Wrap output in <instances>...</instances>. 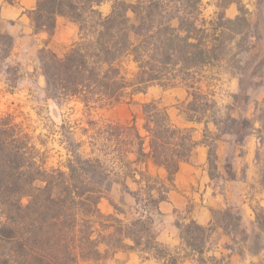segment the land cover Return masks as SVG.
I'll list each match as a JSON object with an SVG mask.
<instances>
[{
	"label": "trees",
	"instance_id": "trees-1",
	"mask_svg": "<svg viewBox=\"0 0 264 264\" xmlns=\"http://www.w3.org/2000/svg\"><path fill=\"white\" fill-rule=\"evenodd\" d=\"M105 1L37 0L31 12L36 32L54 35L57 17L79 26L78 40L63 56L41 50L47 98L57 106L75 99L92 112L132 101L154 86L182 84L191 98L189 120L205 121L197 103L203 100L202 79L214 74H204L248 52L255 37L244 0H218L219 12L210 20L203 0H114L106 15L99 9ZM233 4L239 13L231 19L226 10ZM13 47V37L0 32V59H9ZM130 63L133 72L127 68ZM142 113L145 136L136 116L126 125L92 120L91 155L72 152L63 168H47L34 137L12 116H0V264H79L133 251L163 264H181L190 257L197 264H228L226 256L216 257L210 247L217 228L229 235L234 233L230 228H241V216L230 207L214 212L208 227L178 222L183 241L178 249L158 242L153 215L168 189L133 166L150 160L166 168L172 180L197 143L190 129L172 124L160 101L144 103ZM256 131L263 147L264 125ZM208 146L212 166L215 146ZM134 172L140 173L142 184L133 192L134 212L113 204L115 213L104 214L101 200L117 178Z\"/></svg>",
	"mask_w": 264,
	"mask_h": 264
},
{
	"label": "crops",
	"instance_id": "crops-1",
	"mask_svg": "<svg viewBox=\"0 0 264 264\" xmlns=\"http://www.w3.org/2000/svg\"><path fill=\"white\" fill-rule=\"evenodd\" d=\"M36 4L37 0H0V30L14 39L9 59L13 57L23 60L38 56L42 49L52 50L57 55L60 52L66 53L69 46L78 40L77 24L66 17H57L54 35L50 36L44 31L36 32L31 18ZM103 4L99 8L100 11L104 7ZM108 13L110 11L106 14ZM235 85L233 79L227 88L234 92ZM4 87L0 75V100L13 99L16 94L3 89ZM152 91L158 93L159 101L167 109L172 124L180 129H190L192 139L197 143L190 157L179 163L178 171L172 180H169L166 168L157 166L150 160L133 166L157 179L159 185L164 184L168 189L166 199L159 204L158 211L153 215L158 242L170 249H178L183 245L178 222L186 224L194 221L200 226L208 227L213 224L214 212L224 211L229 207L241 216V229L247 235L257 230V213L264 210V187L260 184L257 172L259 164L256 155L261 146L257 135L249 134L245 141L238 143L236 135L221 133L220 125L215 124L213 120H189L188 110L181 105L189 102L190 97L187 88L182 84L168 89L154 86L147 94L137 95L134 99L148 96ZM216 96L215 99L225 102ZM135 116L140 133L145 136L147 133L143 128L142 110ZM209 143L215 146L212 166L209 161ZM145 146L148 152V139ZM227 168L232 170L231 177L225 172ZM124 172L125 170L121 171L122 176ZM211 172L217 173L219 177L211 176ZM134 173L126 178L120 177L122 180L119 182L122 183H115L111 189L114 202L119 200L120 206L130 212H134L136 206L133 192L142 185L139 183L140 173ZM99 207L106 215L116 211L113 203L105 197ZM211 240L213 242L210 253L219 258L226 256L228 264H264V247L259 253L252 254L247 251L246 242L239 241L234 234L224 233L221 228L216 229ZM114 257L117 260L109 264H163L161 260L153 257L147 259L135 251L118 252ZM181 264H197V261L190 257L183 259Z\"/></svg>",
	"mask_w": 264,
	"mask_h": 264
},
{
	"label": "rangeland",
	"instance_id": "rangeland-1",
	"mask_svg": "<svg viewBox=\"0 0 264 264\" xmlns=\"http://www.w3.org/2000/svg\"><path fill=\"white\" fill-rule=\"evenodd\" d=\"M129 1L134 2L135 0ZM217 1L203 0L204 16L209 20L219 12L216 6ZM260 1H243L249 11L255 36L249 40L250 50L240 53L232 63H222L213 71L215 73L206 72L204 76L212 74L214 76L211 79L205 77L202 79L203 100L197 103L202 109L200 115H204L206 120L220 122L221 133L228 132L236 135L238 143H242L247 135L253 133L259 139L256 129L264 125V2ZM113 2L114 0H106L101 12L106 14L111 11ZM238 13L237 4L231 5L226 10V16L231 19H234ZM0 32L2 31L0 30ZM77 38H79V34ZM64 54L60 52L58 56ZM40 56L41 51L38 56L27 57L23 60L13 57L7 60L0 59V75L5 84L3 89L9 91L13 87V93L16 94L13 99L0 100V116H12L15 123L22 125L25 133L34 137L40 156L42 154L43 158L47 160V168H63L72 152H77L84 157L91 155L92 120L112 121L126 125L132 121L136 114H139L144 103L150 102L152 99L160 100L158 93L152 91L148 96H140L132 101L127 98L114 107L92 112L75 99L57 106L46 96V83ZM27 68L33 71H28ZM127 68L133 72L135 65L127 64ZM233 79L236 83L234 92L227 88ZM216 95L225 102L215 99ZM189 102H191V98ZM189 102H185L181 106L188 110ZM41 142H45L46 145H42ZM262 142L263 147H259L260 155L257 154L256 158L259 164L257 172L260 184L264 187V134ZM225 172L228 177H231V169L227 168ZM213 173L215 177H219L217 173ZM119 178L117 180L121 181L122 179ZM105 198L114 205L120 206L119 200L115 203L112 199L111 190ZM123 209L125 210V208ZM258 214L261 224H263L264 210H259ZM261 224H258V229L252 231L250 235H247L241 228H230V230L234 231L233 234L238 237L239 241L246 242L248 252L257 254L264 247V231ZM113 260L117 259L114 257L99 262L87 260L81 261L79 264H109Z\"/></svg>",
	"mask_w": 264,
	"mask_h": 264
}]
</instances>
